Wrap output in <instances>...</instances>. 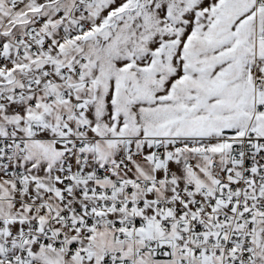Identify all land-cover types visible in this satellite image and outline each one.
<instances>
[{
  "label": "snow or ice",
  "instance_id": "obj_1",
  "mask_svg": "<svg viewBox=\"0 0 264 264\" xmlns=\"http://www.w3.org/2000/svg\"><path fill=\"white\" fill-rule=\"evenodd\" d=\"M0 264H264V0H0Z\"/></svg>",
  "mask_w": 264,
  "mask_h": 264
}]
</instances>
